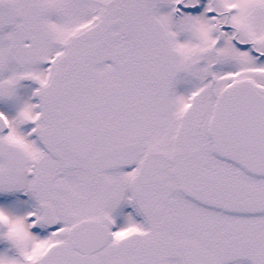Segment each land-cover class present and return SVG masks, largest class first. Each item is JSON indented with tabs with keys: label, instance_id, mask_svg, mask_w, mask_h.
Returning a JSON list of instances; mask_svg holds the SVG:
<instances>
[{
	"label": "snow or ice",
	"instance_id": "snow-or-ice-1",
	"mask_svg": "<svg viewBox=\"0 0 264 264\" xmlns=\"http://www.w3.org/2000/svg\"><path fill=\"white\" fill-rule=\"evenodd\" d=\"M0 264H264V0H0Z\"/></svg>",
	"mask_w": 264,
	"mask_h": 264
}]
</instances>
